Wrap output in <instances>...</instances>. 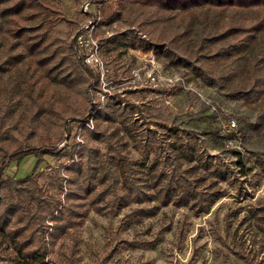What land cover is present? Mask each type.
<instances>
[{
	"label": "rangeland",
	"instance_id": "1",
	"mask_svg": "<svg viewBox=\"0 0 264 264\" xmlns=\"http://www.w3.org/2000/svg\"><path fill=\"white\" fill-rule=\"evenodd\" d=\"M42 1L49 7L50 19L67 18L77 24L75 32L73 25L58 23L53 29L56 44L64 48L79 32L80 54L93 56L88 66L99 76L95 88L54 86L47 92L59 114L58 123L71 131L69 141L87 142L108 152L121 164V173L131 169L150 185L156 179L174 194L170 203L156 195L124 208L115 205L114 196L109 194L90 209L82 225L58 240L53 238L55 222L48 219L44 227L48 258L54 264H264V130L243 143L231 140L233 146L229 148L227 139L214 136L216 132L227 134L229 120H236L239 128V120L255 121L263 109L262 101L246 103L230 96L245 85V77L239 75L226 85L221 80L223 69L211 66L219 83L208 86L185 68L166 67L152 53L110 41L127 31L163 41L186 28L177 21H155L150 16L152 9L133 1H116L118 15L112 21L99 22L95 29L87 28L92 20L88 14L98 16V0ZM226 16L238 20L255 14L229 10ZM200 17L195 16L191 35L177 47L183 54L192 55L201 36L213 31L214 12H204ZM23 23L36 25L35 21ZM258 61L256 55L253 65ZM258 66L264 74V62ZM86 94L94 104L106 105L117 98L124 102L122 108L127 106L125 112L116 113L115 122L90 121V129L109 140L90 141L78 123L66 119L86 102ZM37 164L38 159L29 155L12 162L5 174L23 179L44 173L39 186L63 200L53 174L61 164L49 156ZM216 169L228 171L230 180L212 175ZM62 177L66 179V174ZM123 179L122 175V184ZM102 189L98 186L97 191ZM156 192L152 188L150 194ZM123 194L124 185L117 191L118 196ZM185 194L188 203L177 202L176 198ZM139 211L147 215H139ZM17 225L23 226L24 236L33 230L26 218ZM74 236L80 240L76 253ZM40 238L34 234L30 249L39 247ZM13 257L12 252L0 248V264H14Z\"/></svg>",
	"mask_w": 264,
	"mask_h": 264
},
{
	"label": "trees",
	"instance_id": "2",
	"mask_svg": "<svg viewBox=\"0 0 264 264\" xmlns=\"http://www.w3.org/2000/svg\"><path fill=\"white\" fill-rule=\"evenodd\" d=\"M116 1L126 0H98V16H88L94 21L98 18L101 23L112 21L118 15ZM130 1L152 9L150 16L155 21H177L185 23L186 28L163 41L147 39L132 31L110 41L152 53L166 67L185 68L208 86L219 83L213 77L211 66L214 70L223 69L221 80L226 85H231L237 76H244L245 85L230 96L246 103L264 102V74L258 66L264 62V0ZM229 10L252 12L255 16L234 20L226 16ZM48 11L42 0H0V248L14 254L11 259L14 264H54L48 258L50 251L45 240L48 219L55 222L53 238L58 240L82 225L90 209L109 194L114 196L113 203L119 208L154 199L156 195L170 203L174 196L156 179L150 185L131 169L121 173V164L108 152L103 153L87 142L69 141L71 131L58 123L59 114L47 92L54 86L69 90H78L83 85L93 88L99 83V76L86 64V56L80 54L79 32L64 48L53 37L58 23L73 25L75 32L77 24L67 18L50 19ZM204 12H214L213 31L201 36L192 55L183 54L177 47L191 35L195 16L201 18ZM82 15L81 11L79 16ZM23 21H35L36 25L26 26ZM256 55L260 61L253 65ZM122 104L117 98H111L106 105L94 104L86 94V102L74 108L66 119L79 124L84 138L102 142L109 137L91 130L90 121L115 122L116 113L127 109ZM239 124L233 132L225 135L216 132L214 136L222 140L240 139L243 143L253 134H260L264 130V107L255 121L243 118ZM63 142L64 146L60 147ZM29 155L38 159L37 165L44 162L45 156L61 164L53 169V174L63 200L39 186L44 173H32L23 179L6 176L12 162L22 161ZM235 155L240 156L236 152ZM238 164L242 165V161ZM211 174L222 181L231 177L228 171L217 169ZM123 185L124 194L118 196L117 191ZM98 186L103 189L97 191ZM152 188L156 194H150ZM176 199L187 204L189 196L185 194ZM138 213L147 215L143 211ZM25 218L33 225L27 236L23 226L17 225ZM35 233L41 237L40 245L30 249ZM73 240V253H76L80 240L77 236Z\"/></svg>",
	"mask_w": 264,
	"mask_h": 264
},
{
	"label": "built area",
	"instance_id": "3",
	"mask_svg": "<svg viewBox=\"0 0 264 264\" xmlns=\"http://www.w3.org/2000/svg\"><path fill=\"white\" fill-rule=\"evenodd\" d=\"M99 23V20L98 21H96V22H93L92 20L89 22V24L90 25H87V28H89V26H90V28L91 29H95V27L97 26V24ZM95 55V54H94ZM94 60H93V56L92 57H86V59H85V62H86V64L87 65H91L92 64V62H93ZM235 130H237V122H236V120H233V119H231V120H229L228 121V123H227V128H226V132L227 133H229V132H233V131H235ZM231 146H233V141H227L226 142V147L227 148H229V147H231Z\"/></svg>",
	"mask_w": 264,
	"mask_h": 264
}]
</instances>
